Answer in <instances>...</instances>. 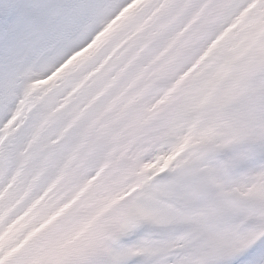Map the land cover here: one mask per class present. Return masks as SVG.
<instances>
[{"label": "snow or ice", "instance_id": "1", "mask_svg": "<svg viewBox=\"0 0 264 264\" xmlns=\"http://www.w3.org/2000/svg\"><path fill=\"white\" fill-rule=\"evenodd\" d=\"M0 264H264V0H0Z\"/></svg>", "mask_w": 264, "mask_h": 264}]
</instances>
